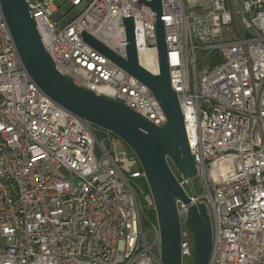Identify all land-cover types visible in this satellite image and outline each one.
<instances>
[{
  "label": "built area",
  "instance_id": "1",
  "mask_svg": "<svg viewBox=\"0 0 264 264\" xmlns=\"http://www.w3.org/2000/svg\"><path fill=\"white\" fill-rule=\"evenodd\" d=\"M56 1L26 0L56 71L164 127L151 92L83 37L127 59L133 19L139 63L158 76L152 0H67L68 14ZM161 4L171 86L204 191L178 179L192 193L190 205L177 201L182 260L195 263L189 209L205 203L208 264H264V0ZM116 138L43 94L0 6V264H162L153 196L127 176L139 160Z\"/></svg>",
  "mask_w": 264,
  "mask_h": 264
},
{
  "label": "water",
  "instance_id": "2",
  "mask_svg": "<svg viewBox=\"0 0 264 264\" xmlns=\"http://www.w3.org/2000/svg\"><path fill=\"white\" fill-rule=\"evenodd\" d=\"M1 10L17 48L22 64L32 81L56 105L109 130L120 138L137 156L153 196L162 238V264H182L181 227L177 201L190 205L191 200L181 186L171 165L189 183L197 168L186 130L178 95L171 86L167 61L165 27L161 22V0L148 3L156 17L159 54L158 76L141 67L133 19H126L127 59L84 34V41L107 57L126 74L143 84L155 97L167 124L158 128L143 117L106 96L77 86L56 71L47 53L26 0H0ZM140 173L130 179H138ZM190 226L195 243V263L208 264L213 245V225L205 203L189 209Z\"/></svg>",
  "mask_w": 264,
  "mask_h": 264
},
{
  "label": "rangeland",
  "instance_id": "3",
  "mask_svg": "<svg viewBox=\"0 0 264 264\" xmlns=\"http://www.w3.org/2000/svg\"><path fill=\"white\" fill-rule=\"evenodd\" d=\"M55 5L57 8H59L60 11L64 12L65 14H68L72 10V6L67 2V0H57ZM116 142L122 148H126V149L128 148L127 145L120 138H116ZM171 167H172L174 174L177 176V178L182 179L181 176L178 174L177 170L173 167V165H171ZM61 173L64 176H67V177L70 176V172L66 169H62ZM132 182H133V184L137 185V187L143 189L144 191H147L146 186H148V184H147L146 179H136V180H133ZM192 184L195 188L197 195L202 196L204 191H203V186H202V182H201L200 178H198V177L193 178ZM185 191L189 195L192 194L189 185L185 186ZM182 264H191V260L185 258L182 260Z\"/></svg>",
  "mask_w": 264,
  "mask_h": 264
},
{
  "label": "trees",
  "instance_id": "4",
  "mask_svg": "<svg viewBox=\"0 0 264 264\" xmlns=\"http://www.w3.org/2000/svg\"><path fill=\"white\" fill-rule=\"evenodd\" d=\"M128 147V146H127ZM128 149L129 150H131L129 147H128ZM143 170H142V167H141V165H140V163H135V164H133L130 168H129V170H128V172H127V176L129 177V178H131L132 176H134V175H136V174H138V173H140V172H142ZM134 180H136V179H134ZM133 183V182H132ZM146 190L147 191H150V189L148 188V186H146Z\"/></svg>",
  "mask_w": 264,
  "mask_h": 264
},
{
  "label": "bare ground",
  "instance_id": "5",
  "mask_svg": "<svg viewBox=\"0 0 264 264\" xmlns=\"http://www.w3.org/2000/svg\"><path fill=\"white\" fill-rule=\"evenodd\" d=\"M98 93H102L101 91H98Z\"/></svg>",
  "mask_w": 264,
  "mask_h": 264
}]
</instances>
